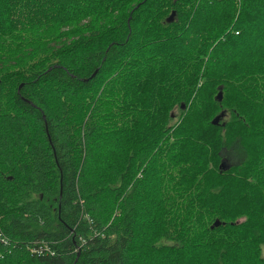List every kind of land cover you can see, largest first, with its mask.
Segmentation results:
<instances>
[{
    "label": "trees",
    "instance_id": "obj_1",
    "mask_svg": "<svg viewBox=\"0 0 264 264\" xmlns=\"http://www.w3.org/2000/svg\"><path fill=\"white\" fill-rule=\"evenodd\" d=\"M263 245L264 0H0V264Z\"/></svg>",
    "mask_w": 264,
    "mask_h": 264
},
{
    "label": "water",
    "instance_id": "obj_2",
    "mask_svg": "<svg viewBox=\"0 0 264 264\" xmlns=\"http://www.w3.org/2000/svg\"><path fill=\"white\" fill-rule=\"evenodd\" d=\"M175 18V12L172 13V15L170 16V18L168 19L169 23H172L174 21ZM218 99L221 101L222 100V94L220 93L218 96ZM224 117V114L219 115L218 117H216L213 122L212 125L214 126H218L222 120V118ZM221 226V222L219 220H217L214 225L212 226V229L214 228H218Z\"/></svg>",
    "mask_w": 264,
    "mask_h": 264
},
{
    "label": "rangeland",
    "instance_id": "obj_3",
    "mask_svg": "<svg viewBox=\"0 0 264 264\" xmlns=\"http://www.w3.org/2000/svg\"><path fill=\"white\" fill-rule=\"evenodd\" d=\"M179 111H176L175 112V115H176V118H175V120H177V118H178V116H179ZM174 120V121H175ZM261 257H262V259H264V245L262 246V253H261Z\"/></svg>",
    "mask_w": 264,
    "mask_h": 264
}]
</instances>
